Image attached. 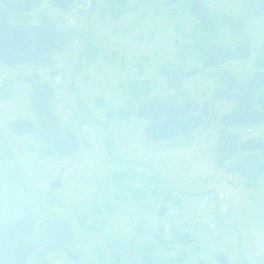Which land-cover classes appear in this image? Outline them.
Segmentation results:
<instances>
[{"label": "flooded vegetation", "instance_id": "obj_1", "mask_svg": "<svg viewBox=\"0 0 264 264\" xmlns=\"http://www.w3.org/2000/svg\"><path fill=\"white\" fill-rule=\"evenodd\" d=\"M21 1L0 0V17L14 26H40L44 19L54 31L43 40L52 50L35 64H8L0 47V264L184 263L191 244L186 233L173 225L153 235L149 229L152 215L160 222L180 202L151 163L152 148L172 144L169 150L191 153L188 162L205 157L213 178L249 201L235 207L236 223H224L216 206L223 195H216L215 219L225 229L259 214L264 0H70L65 9L53 0H33L35 9L8 11V3ZM95 6L111 21L130 6L140 18H158L168 31L155 64L143 54L125 82L106 80L115 89L112 105L104 103L103 77L87 71L99 59V41L73 21L80 14L86 19L85 11ZM115 59L112 53L105 64ZM151 99L185 104L180 127L196 128L165 142L150 141L145 129L157 122L137 117L135 108ZM36 104L57 120L71 154L55 157L44 150ZM50 137L56 141L55 132ZM153 176L159 182L152 183ZM150 198L159 201L144 205ZM211 254L215 263L218 255L226 256Z\"/></svg>", "mask_w": 264, "mask_h": 264}, {"label": "rangeland", "instance_id": "obj_2", "mask_svg": "<svg viewBox=\"0 0 264 264\" xmlns=\"http://www.w3.org/2000/svg\"><path fill=\"white\" fill-rule=\"evenodd\" d=\"M86 12V19L81 18L83 14H80L73 21L81 22V26L77 27L88 29L91 36L99 41L97 44L101 54L98 60L94 59V63L89 64L87 71L95 78L103 77L104 103L112 105L115 102L113 81L118 79L125 82L134 70L135 62L143 54H150L152 64H155L154 54L165 47L164 43L168 39L165 32L168 31L158 18H140L139 10L133 11L130 6L126 13L119 14L117 21L102 18L98 6L90 14ZM112 53L116 59L112 65L107 66L105 59ZM110 79H113L112 83H107L106 80ZM173 148L175 144L160 150L152 148L150 151L153 172L156 170L164 185L176 190L174 194H178L180 199L179 204L169 206L168 214L160 222L151 216L150 233L153 235L159 227L167 230L172 225L186 233L191 238V244L185 247L187 257L181 264H198L200 260V264H216L211 252L214 255L224 252L229 261L235 264H243L244 258L247 264H264V201L256 202L259 214H247L246 224H231L230 229H225L222 222H234L238 212L235 207L242 203L249 205V201L246 202L240 193L232 192L221 180H215L212 165L203 159L205 157L201 156L193 163L188 162L190 152L169 150ZM220 194L223 198H217L216 204L219 216L218 212L213 211V203L216 195ZM216 215L222 222H217ZM154 255L155 259H161L158 252Z\"/></svg>", "mask_w": 264, "mask_h": 264}, {"label": "water", "instance_id": "obj_3", "mask_svg": "<svg viewBox=\"0 0 264 264\" xmlns=\"http://www.w3.org/2000/svg\"><path fill=\"white\" fill-rule=\"evenodd\" d=\"M55 5L61 9H65L70 0H53ZM38 6L33 0H25L7 6L8 11L20 12L35 9ZM0 47L2 48V59L4 62L14 66H27L37 63L40 57H43L47 51H51L48 45L43 43L45 38L51 39L49 32L54 29L51 25H46L42 19L40 26H23L10 25L5 22V15L0 17ZM185 104H178L174 101H160L156 99L138 104L135 108L137 117H145L147 119L156 120L157 123L149 124L145 129V134L150 141L161 142L179 137L196 128L194 125L190 128L180 127V117ZM35 112L38 115L40 124V140L44 144V150L52 153L55 157H61L71 154L73 149L66 148L62 143L65 139L63 129L58 125L57 120L50 113L47 107L42 104H36ZM55 132L56 141L51 142V135ZM159 199L150 198L143 202L144 205L154 206ZM164 206L158 210L157 214L162 216ZM121 250L126 247L120 243H114ZM128 250V249H126ZM146 252L142 254L145 257ZM124 257H128L125 254ZM218 264H232L224 255L216 257Z\"/></svg>", "mask_w": 264, "mask_h": 264}, {"label": "trees", "instance_id": "obj_4", "mask_svg": "<svg viewBox=\"0 0 264 264\" xmlns=\"http://www.w3.org/2000/svg\"><path fill=\"white\" fill-rule=\"evenodd\" d=\"M157 182H158V178L153 177V178H152V183H157Z\"/></svg>", "mask_w": 264, "mask_h": 264}]
</instances>
